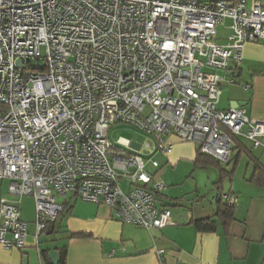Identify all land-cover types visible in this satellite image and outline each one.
Here are the masks:
<instances>
[{
    "label": "built area",
    "instance_id": "2783aa9c",
    "mask_svg": "<svg viewBox=\"0 0 264 264\" xmlns=\"http://www.w3.org/2000/svg\"><path fill=\"white\" fill-rule=\"evenodd\" d=\"M262 41L259 2L0 0V188L8 181L18 198L0 202V245L26 247L25 197L35 203L37 243L75 199L108 206L125 225H174L158 207L164 184L148 169L159 168L152 151L168 155L175 137L227 164L236 138L264 147L263 121L218 109L246 45ZM117 125L152 137L155 148L133 153L111 142Z\"/></svg>",
    "mask_w": 264,
    "mask_h": 264
},
{
    "label": "crops",
    "instance_id": "0c3cea01",
    "mask_svg": "<svg viewBox=\"0 0 264 264\" xmlns=\"http://www.w3.org/2000/svg\"><path fill=\"white\" fill-rule=\"evenodd\" d=\"M246 1L249 8L255 2L264 7V0ZM228 25L220 28L228 31ZM246 85L251 88L245 89ZM236 102L245 103L240 108L249 118L264 122V41L246 45L237 83L222 86L218 109H234ZM118 140L127 143V149L133 153H148L157 144L149 136L143 142L122 137ZM169 141L174 144L173 150L168 155L152 151L159 168L148 169L157 182L164 184L158 192V207L170 210L174 225L162 230L125 225L112 217L108 206L75 199L67 204L54 232H48L37 243L33 225L35 203L25 197L20 200V207L22 218L30 224L26 247L5 249L0 245V264H48L49 253L64 246L66 264H264V187L249 182L255 164L248 157L250 153L264 164V147L255 149L248 140L237 139L235 144L247 153L238 159L234 176L228 177L230 189L226 190L223 179L221 184L215 181V174L209 180L210 170L217 168L197 164V145L175 137ZM237 153L234 150L231 163L226 165L228 169L222 165L227 171L232 170ZM156 156L164 157L163 162ZM203 179L207 181L202 184ZM8 185V181L1 184L0 202L18 200L9 193ZM123 186L128 188L127 184ZM208 186L216 190L209 201L204 192ZM224 195L236 197L234 220L227 226L217 217L218 200ZM205 219L215 222L214 231L198 230L197 222Z\"/></svg>",
    "mask_w": 264,
    "mask_h": 264
},
{
    "label": "trees",
    "instance_id": "16d2710c",
    "mask_svg": "<svg viewBox=\"0 0 264 264\" xmlns=\"http://www.w3.org/2000/svg\"><path fill=\"white\" fill-rule=\"evenodd\" d=\"M237 139L238 138L235 139V143L238 144ZM234 150L235 152H238L237 159H236L235 164L233 165L232 170L230 171H227L222 165H227V164L229 165L231 162L227 164H222L219 161L211 157L203 156L202 154H200L199 151H198L197 164L205 168L213 167V168L219 169L221 172L222 179L226 177H233L235 174L236 167H237L238 159L240 158L242 153L246 152L243 150V147L239 145H236ZM248 157L251 160V162L255 164L254 172L249 182L257 187H264V164L258 161L257 159H255L250 153H248ZM221 183L222 182L218 184H221ZM218 201H219L218 202L219 208L217 210V217L220 220V222L223 223V225L227 226L231 221L234 220L236 206L229 205L228 203L223 201V199H219ZM63 214L64 212L60 214V216H62ZM56 222L52 225V227L48 231L49 233L54 232ZM196 225H197L198 230L200 231L210 232V231L215 230V222L212 219L200 220L197 222ZM57 251L59 253V264H66L67 247L64 246L62 248H58ZM48 264H53V263L48 260Z\"/></svg>",
    "mask_w": 264,
    "mask_h": 264
},
{
    "label": "rangeland",
    "instance_id": "374dc122",
    "mask_svg": "<svg viewBox=\"0 0 264 264\" xmlns=\"http://www.w3.org/2000/svg\"><path fill=\"white\" fill-rule=\"evenodd\" d=\"M227 24H230L229 21H226ZM229 31H225L223 28H219V36H218V42H222V41H226L228 38ZM126 138V139H130V140H137L139 142H143L146 139V135L144 133H142L140 130H138L137 128L133 127V126H128V125H117V126H113L110 130L109 133V139L111 140V142H116L119 138ZM163 158L162 156H156V159H159L160 161L163 162ZM226 169H228L226 167V165H223ZM187 169V168H186ZM190 172V171H189ZM189 173L186 174V176ZM216 176V182H221L222 181V177H221V172L220 170H215V169H211L210 173L208 175L209 180L214 176ZM206 179L201 180L200 182L206 183ZM189 182H191V180L189 179ZM224 185L226 187V190L230 189V178L226 177L223 179ZM208 193L207 199L208 201L211 200V195L212 193H215L216 190L212 189L211 186H208L207 189L204 191Z\"/></svg>",
    "mask_w": 264,
    "mask_h": 264
},
{
    "label": "water",
    "instance_id": "95a60500",
    "mask_svg": "<svg viewBox=\"0 0 264 264\" xmlns=\"http://www.w3.org/2000/svg\"><path fill=\"white\" fill-rule=\"evenodd\" d=\"M245 106V103L243 102H236L232 105V108L234 109H237V108H240V107H243ZM49 258H50V261L53 263V264H59V253L57 250H53L49 253Z\"/></svg>",
    "mask_w": 264,
    "mask_h": 264
}]
</instances>
